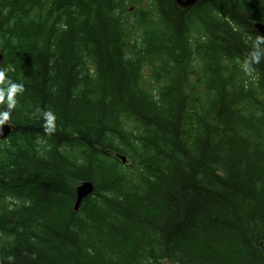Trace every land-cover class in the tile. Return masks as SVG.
Listing matches in <instances>:
<instances>
[{"label": "trees", "instance_id": "16d2710c", "mask_svg": "<svg viewBox=\"0 0 264 264\" xmlns=\"http://www.w3.org/2000/svg\"><path fill=\"white\" fill-rule=\"evenodd\" d=\"M255 23L264 0H0L25 88L0 126V264H264Z\"/></svg>", "mask_w": 264, "mask_h": 264}, {"label": "clouds", "instance_id": "9594fccd", "mask_svg": "<svg viewBox=\"0 0 264 264\" xmlns=\"http://www.w3.org/2000/svg\"><path fill=\"white\" fill-rule=\"evenodd\" d=\"M260 43H264V37L257 38V51L252 53L251 59L257 63L260 59V50L258 48ZM248 63L246 60L244 64L245 70L248 69ZM8 71V68H0V84L4 85V87H0V103L6 102L7 106V110L0 111V126L4 125L10 119L11 110L17 105V95L23 94L25 91L23 83L14 82L10 78L6 79ZM40 114L45 121L44 131L47 133L55 131L56 116L54 113L49 110L41 111Z\"/></svg>", "mask_w": 264, "mask_h": 264}, {"label": "water", "instance_id": "95a60500", "mask_svg": "<svg viewBox=\"0 0 264 264\" xmlns=\"http://www.w3.org/2000/svg\"><path fill=\"white\" fill-rule=\"evenodd\" d=\"M199 0H175L176 4L181 6L182 8H188L197 3ZM255 29L258 31V33L264 37V25L257 23L254 25ZM2 60V56L0 55V62ZM10 133L9 127H2L0 131V139L5 138ZM121 162L125 163V158L120 157ZM94 186L91 182H83L81 186L76 188V196H75V202L73 205V211H77L85 197L93 193Z\"/></svg>", "mask_w": 264, "mask_h": 264}, {"label": "rangeland", "instance_id": "374dc122", "mask_svg": "<svg viewBox=\"0 0 264 264\" xmlns=\"http://www.w3.org/2000/svg\"><path fill=\"white\" fill-rule=\"evenodd\" d=\"M129 10H131V8H130ZM130 12H132V10H131ZM130 15H131V13H130ZM247 76H248V77L252 76V72H251V71H248V72H247ZM165 264H167V263H165Z\"/></svg>", "mask_w": 264, "mask_h": 264}, {"label": "bare ground", "instance_id": "6f19581e", "mask_svg": "<svg viewBox=\"0 0 264 264\" xmlns=\"http://www.w3.org/2000/svg\"><path fill=\"white\" fill-rule=\"evenodd\" d=\"M2 54V53H1ZM93 185V184H92Z\"/></svg>", "mask_w": 264, "mask_h": 264}]
</instances>
